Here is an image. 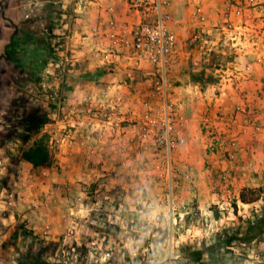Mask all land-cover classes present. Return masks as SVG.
<instances>
[{"label": "rangeland", "instance_id": "1", "mask_svg": "<svg viewBox=\"0 0 264 264\" xmlns=\"http://www.w3.org/2000/svg\"><path fill=\"white\" fill-rule=\"evenodd\" d=\"M51 1L0 0V167L6 161L15 168L39 141L54 154L24 190L10 192L0 264H178L184 245L211 244L264 207V0H191V23L171 19L179 55L191 56L181 71L172 65L173 75L196 85L184 92L171 85V73L161 89L158 75L106 32L96 44L79 43L76 12L63 0L53 8L62 14L44 51L38 56L22 44L5 58L16 28V40L27 46L46 33L44 26L36 34L40 23L30 20ZM82 83L114 87L76 91ZM191 97L199 108L194 120L187 115ZM249 104L257 107L250 160L238 157L234 125ZM42 114L48 125L22 144L23 120ZM48 182L57 211H41ZM244 190L259 201L242 203ZM242 253L237 249L240 259L229 264H264V241Z\"/></svg>", "mask_w": 264, "mask_h": 264}, {"label": "crops", "instance_id": "2", "mask_svg": "<svg viewBox=\"0 0 264 264\" xmlns=\"http://www.w3.org/2000/svg\"><path fill=\"white\" fill-rule=\"evenodd\" d=\"M208 1V0H207ZM218 2L219 0H210V2ZM63 7L65 8H70L76 12L74 28L76 30V33L78 34V39L79 43L84 41V42H92L93 44H96L101 37L103 36V32L109 33L111 32V21L116 22V27L118 29H124L126 26L129 25L131 21L134 19V12L131 11L130 6L128 1L126 0H63ZM163 9L167 11L168 13L171 14V17L175 21H179L181 23H191L193 21V16H192V5L191 0H161ZM215 4V3H214ZM173 25V23H172ZM80 29H83L82 31L85 30L87 33L86 36H84V33L80 31ZM105 39V38H104ZM97 49V48H96ZM193 56V61L196 60V57ZM190 54L183 56L182 53L179 55L177 60L175 61V73L177 71H181L178 69V66H181V63L184 58H190ZM92 60V59H91ZM177 63V64H176ZM171 74H172V68H171ZM94 75H98V72L94 73ZM182 76V73L179 75H171V82H172V77H173V83L171 84L174 86L176 89L180 91H185L186 88L189 89H194L196 87L195 83L192 82L191 80H186ZM175 78V79H174ZM181 81L178 83L177 81ZM111 89L114 87L113 83L105 84V85H100V84H78L75 89L76 91H83L86 89H92L94 88L95 90H100L102 88ZM191 104H189V108L187 111V115L194 120L195 117L199 116L198 115V105L197 101L195 100L194 97H191ZM83 102V101H82ZM194 103V104H193ZM250 109L248 112L244 108V106H240V112L237 113V118L235 120V126L237 128L236 131V136H237V141H236V152L238 154V157L242 156L241 158L245 159L247 156L250 160L251 156L255 152L256 148V142L254 136L255 133L253 132L257 126V111L254 110L257 109L256 105L254 104H249ZM188 107V104H187ZM234 120V118H233ZM236 154V155H237ZM20 163L16 165L15 168L8 166V163L4 162L3 167H0V175L1 178H6L7 183L3 184L0 183V241L3 238V235L6 233L7 226L3 228L1 224H9V221L11 219V214L13 212H8L7 214V208L5 206V203L3 202L4 199L7 197L8 193L11 191H16L19 192L21 189L24 190V185L25 181L29 180V178L36 179L39 174H41V169L40 167H34L32 164L26 162L20 157ZM3 163V161H2ZM11 170H17V176L19 175L20 182H17L12 178L13 174L11 173ZM44 171V169H43ZM28 172V174H26ZM32 175V176H31ZM56 175V174H55ZM31 176V177H30ZM52 181V179H51ZM31 183V181H30ZM74 182H72L73 185ZM29 184V183H27ZM80 184H75L73 187L77 188L79 187ZM26 187V186H25ZM32 187L34 188L35 186H30L29 188ZM72 187V186H71ZM42 190L44 191V197L42 199V207L41 211L45 210V206L47 205V208L51 209L53 208L54 211H57V204L60 203L59 199L57 198V193L53 189V186L51 182H48L45 186L42 187ZM53 192V193H52ZM41 193V192H40ZM27 199V197H24V199ZM25 199V201H26ZM23 199L19 197V207L18 210L20 211L21 204ZM45 202V205L44 203ZM54 204V205H53ZM53 205V207H52ZM30 207V206H29ZM18 213V212H17ZM21 213L18 215L20 216ZM6 215L8 216L7 219L3 218V216ZM24 218H26L28 215L22 214ZM49 216V215H48ZM5 217V216H4ZM10 218V219H9ZM3 220V222H1Z\"/></svg>", "mask_w": 264, "mask_h": 264}, {"label": "trees", "instance_id": "3", "mask_svg": "<svg viewBox=\"0 0 264 264\" xmlns=\"http://www.w3.org/2000/svg\"><path fill=\"white\" fill-rule=\"evenodd\" d=\"M61 0H53L46 5L45 9L35 19H31L30 23L39 22L36 24V34L41 33L42 27L46 26V33L39 39L32 38L33 42L27 46V42L23 43L16 40L19 34L18 29L14 30L11 37V43L6 47L5 58L10 59L12 56V49H18L22 44L28 51H34L39 56L44 51V37L51 35L55 28V19L60 18L62 11L53 9L56 5H60ZM40 20H42L40 22ZM26 38V37H25ZM24 38V40H25ZM23 40V38H21ZM49 123V116L30 115L23 120L24 133L21 136L22 144H25L32 137L41 133V131ZM23 158L26 162L32 164L34 167L49 166L54 161V154L49 146L43 141H39L34 147L23 152ZM240 200L244 204H251L259 201V197L248 198L246 190L241 194ZM234 208L237 210V204ZM237 215V211L235 213ZM240 223L223 228L216 234L214 242L211 244H203L201 247H195L191 244L184 245L181 248L182 260L178 264H229L236 259V250L242 249L241 257H245L248 249L252 248L254 242L264 241V207L248 217H240ZM244 224L246 228L243 229Z\"/></svg>", "mask_w": 264, "mask_h": 264}, {"label": "built area", "instance_id": "4", "mask_svg": "<svg viewBox=\"0 0 264 264\" xmlns=\"http://www.w3.org/2000/svg\"><path fill=\"white\" fill-rule=\"evenodd\" d=\"M130 6L134 12L133 21L122 30L116 27L115 21H111V32L107 35L114 46L128 49L131 59L157 74L159 87L166 89L180 50L171 14L163 9L161 0H130ZM194 40H198V36ZM14 198L12 193H8L3 201L9 208L8 212L13 211Z\"/></svg>", "mask_w": 264, "mask_h": 264}]
</instances>
